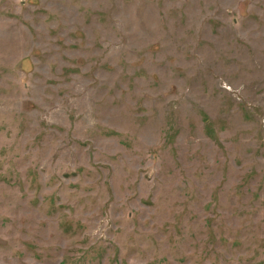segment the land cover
<instances>
[{
  "label": "rangeland",
  "instance_id": "1",
  "mask_svg": "<svg viewBox=\"0 0 264 264\" xmlns=\"http://www.w3.org/2000/svg\"><path fill=\"white\" fill-rule=\"evenodd\" d=\"M0 264H264V0H0Z\"/></svg>",
  "mask_w": 264,
  "mask_h": 264
},
{
  "label": "trees",
  "instance_id": "2",
  "mask_svg": "<svg viewBox=\"0 0 264 264\" xmlns=\"http://www.w3.org/2000/svg\"><path fill=\"white\" fill-rule=\"evenodd\" d=\"M27 60V58L24 59V64H25V61Z\"/></svg>",
  "mask_w": 264,
  "mask_h": 264
}]
</instances>
